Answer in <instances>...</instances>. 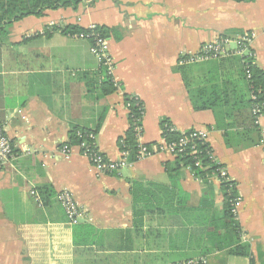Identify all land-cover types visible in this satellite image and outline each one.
Returning a JSON list of instances; mask_svg holds the SVG:
<instances>
[{"label":"crops","instance_id":"crops-1","mask_svg":"<svg viewBox=\"0 0 264 264\" xmlns=\"http://www.w3.org/2000/svg\"><path fill=\"white\" fill-rule=\"evenodd\" d=\"M69 25L102 28L114 92L101 95L89 42L63 34ZM249 34L264 74V0H85L14 22L0 47V125L13 147L0 170V264H264V152L250 129L242 60L178 64L205 43ZM198 91L213 107L194 110ZM126 95L143 104L148 147L162 143L163 121L179 134L207 131L240 199L238 232L219 181H201L183 164L171 170L176 157L157 153L99 175L69 145L72 129L94 131L104 158L118 160ZM259 127L264 136V116ZM44 190L52 195L39 206L30 192ZM62 190L80 208L76 225L57 202Z\"/></svg>","mask_w":264,"mask_h":264},{"label":"built area","instance_id":"built-area-1","mask_svg":"<svg viewBox=\"0 0 264 264\" xmlns=\"http://www.w3.org/2000/svg\"><path fill=\"white\" fill-rule=\"evenodd\" d=\"M87 33H80L77 35H72L73 38L77 40H85L89 42V50L91 54L96 58L99 67L103 66L106 69L108 76L113 77L114 63L113 59L110 56V47L107 39L99 33V27L97 25H89L84 29ZM254 35H242L231 41L227 37H220L219 39L205 43L201 45L198 51L194 54L182 56L178 58V64L186 63H199L203 61H208L212 59H217L220 57H227L230 54L236 55L242 60L243 69L245 71V79L250 80L251 74L249 71V63L254 64V53L251 50V45ZM234 44V48L230 49V45ZM113 83L118 87V84L112 78ZM259 92L264 94V88ZM129 98L134 100L136 103H141L139 97L134 95H129ZM251 99L255 100V96L251 95ZM125 107L128 111V105L125 104ZM143 110V108H142ZM129 112V111H128ZM144 116V111H141L140 117L134 120L133 131L134 137L136 139L137 151L134 157V160H143L148 157H151L157 153H168L173 157L182 155L185 151V147L189 143L199 142L201 145H206V157L210 161V164L203 170H208L211 167H214V170L207 174L205 179H217L220 186L231 183V178L229 177L225 167H223L215 158L212 149L208 144V133L205 130H193L187 133L181 134V138L177 142L167 143L163 138L161 139L162 143L153 147H148L141 142L142 136V118ZM252 116L255 118V124L259 126V120L264 116V105L254 106L252 109ZM260 128V127H259ZM168 130L175 131V129L168 125ZM88 138L92 141V146H87L86 143H81L77 146L80 151V154L86 158L92 170L95 174L104 175L111 174L113 172H119L122 168L130 165V160L128 158L129 152L126 150H120L119 159L116 161H108L104 158L101 152L97 149L95 143V135L90 134ZM259 146L263 148L264 152V136L260 129V140L258 143ZM71 147L68 144H65L61 147V153L65 159H68L70 156ZM191 154H196V150L192 147ZM13 159V147L8 138L5 136L3 127L0 125V170L4 168L8 163ZM194 167H200L198 161L195 162ZM190 171L191 167H187ZM33 200L39 205H42V202L39 198V195L36 191L30 192ZM57 202L62 207L65 216L68 220L69 225H76L81 217V211L76 202L74 201L72 195L66 191L62 190L58 193ZM239 197L236 196L231 203V213L234 217L237 215V206L239 204ZM186 264H206L204 259H199L196 261H189Z\"/></svg>","mask_w":264,"mask_h":264},{"label":"trees","instance_id":"trees-1","mask_svg":"<svg viewBox=\"0 0 264 264\" xmlns=\"http://www.w3.org/2000/svg\"><path fill=\"white\" fill-rule=\"evenodd\" d=\"M85 0H0V47L7 42L9 35V27L14 23L23 18L29 16L41 17L47 11H57L60 9H76L81 3ZM99 33L106 38V34L103 33L102 28H99ZM63 34L72 36L80 33L86 34L87 32L79 27L69 25L64 27L62 30ZM114 63V62H113ZM115 66V64H114ZM243 71V78L246 81L247 90H248V99H247V107L249 110V119H250V129L255 132L257 135V144L260 140V128L255 124V118L252 116V109L254 106L264 105V94L259 92L264 88V74L260 70L257 69L255 64L249 63V71L251 74V78L249 81L245 79V71ZM98 88L100 90L101 95L105 96L114 92L117 87L113 83L112 78L107 75L106 69L101 66L98 68ZM203 92V91H200ZM196 92L195 98L193 99V108L196 111L206 110L213 107L212 98L202 97ZM251 95L255 96V100L251 99ZM215 103V102H214ZM128 105V122H129V130L127 133L119 138L118 147L119 149L126 150L129 152V160H134L137 151V143L134 137L133 124L136 118L140 117L141 111H144V107L142 102L136 103L134 100L129 98V95L124 96V105ZM143 108V110H142ZM167 121H163L160 126L161 130V138H163L167 143L177 142L181 138V134L176 131L168 130ZM96 132V130H95ZM94 134V131L86 130V129H78L74 128L69 133V145L78 146L81 143H86L87 146H92V141L88 138V135ZM95 135V134H94ZM192 147L196 150V154H191ZM177 160L174 161L173 166H171V170H176L183 164V166H190L194 176L199 180L203 181L207 174L214 170V167H211L208 170H203L210 164V161L206 157V145H201L199 142L189 143L185 147V151L182 155L176 157ZM198 161L200 167H194L195 162ZM169 167V166H168ZM168 170V168H167ZM221 189L224 194V210H225V218L228 220L229 227L232 230L238 232L236 225L233 222L234 216L231 213V203L232 200L236 198L235 185L233 182L227 183L221 186ZM45 195L44 198L42 194ZM39 198L43 201V204H46L49 197L52 195L49 190L41 191ZM41 201V202H42ZM232 253L243 255L244 251H240V249L231 251Z\"/></svg>","mask_w":264,"mask_h":264}]
</instances>
